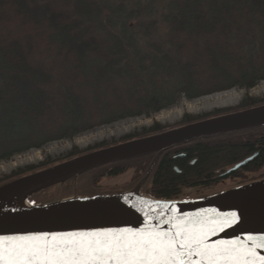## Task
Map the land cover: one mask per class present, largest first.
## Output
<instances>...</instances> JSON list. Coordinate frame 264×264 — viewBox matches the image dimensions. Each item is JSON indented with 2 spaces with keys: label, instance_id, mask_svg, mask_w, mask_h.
<instances>
[{
  "label": "trees",
  "instance_id": "1",
  "mask_svg": "<svg viewBox=\"0 0 264 264\" xmlns=\"http://www.w3.org/2000/svg\"><path fill=\"white\" fill-rule=\"evenodd\" d=\"M263 81L264 0H0V161L149 117L183 98L252 89ZM245 105L251 109L264 100L247 98ZM162 132L155 126L138 137ZM186 147L184 161L159 160L144 195L180 200L186 190L222 183L212 181L213 173L253 154L245 170H264V127ZM150 166L149 157L105 166L29 201L40 204L60 187L64 197L73 190L93 196L101 178L131 169L142 179ZM35 172L21 170L0 180V187Z\"/></svg>",
  "mask_w": 264,
  "mask_h": 264
},
{
  "label": "water",
  "instance_id": "2",
  "mask_svg": "<svg viewBox=\"0 0 264 264\" xmlns=\"http://www.w3.org/2000/svg\"><path fill=\"white\" fill-rule=\"evenodd\" d=\"M264 127V105L175 128L146 138L79 156L0 187V203L26 194L30 208L0 213V241L39 234H90L98 231L128 232L152 226L172 231L177 222L202 221L209 227L223 217L237 218L208 237V243L239 242L242 252L264 256V180L252 182L198 200L164 201L146 197L140 189L165 152L195 141ZM156 158L144 179L130 192L72 197L43 204L29 199L46 189L77 179L91 171L148 156ZM251 159L237 165L245 166ZM136 194V195H133ZM171 221L172 223H168ZM251 258V257H249ZM192 257V260H198Z\"/></svg>",
  "mask_w": 264,
  "mask_h": 264
},
{
  "label": "snow or ice",
  "instance_id": "3",
  "mask_svg": "<svg viewBox=\"0 0 264 264\" xmlns=\"http://www.w3.org/2000/svg\"><path fill=\"white\" fill-rule=\"evenodd\" d=\"M236 219L235 215L223 217L213 221L212 227L186 219L175 223L170 232L152 226L140 231L45 233L0 241V264H264V256L242 252L239 242L208 243L210 235Z\"/></svg>",
  "mask_w": 264,
  "mask_h": 264
},
{
  "label": "rangeland",
  "instance_id": "4",
  "mask_svg": "<svg viewBox=\"0 0 264 264\" xmlns=\"http://www.w3.org/2000/svg\"><path fill=\"white\" fill-rule=\"evenodd\" d=\"M246 98L264 100V81L260 82L256 87L252 89L234 88L228 91L217 92L207 96H202L193 100H187L183 98L175 106H172L157 114H153L149 117L143 116L127 118L109 125L97 127L95 129L83 132L70 139L49 142L39 150L31 149L26 152H23L22 154L15 155L8 160L0 161V180H8L12 178L14 174L19 173L21 170L25 171L29 168H34L36 169V172H39L44 170L43 168L39 169V167L41 168L45 164H50V167H52L64 163L68 160L77 158L79 156L90 154L113 146H118L120 144L127 143L130 141L138 140L141 138L138 136L148 133V131L155 128V126L163 128V131L172 130L175 127L179 126L181 121H183V119L187 116H192L196 118L206 117L208 115L217 113V111L219 110H225V108H228L230 106L236 107L237 103L242 102ZM220 102L225 103V105L218 107L214 106L216 103ZM190 108L194 109L195 111H189ZM161 117H164L165 121H161ZM217 117L220 116H213L204 120H209ZM132 136L137 137L131 139L129 138L127 141L123 140ZM71 155L75 156L71 157ZM69 157L71 158L69 159ZM28 175L31 174L20 176L17 179ZM256 176H250L245 180H229L225 183L217 184L209 189H202L199 191H186L181 197L180 201L203 199L205 197L219 194L227 190L234 189L236 187L250 184L252 182L264 180V170L258 172ZM17 179L15 178L14 180ZM139 180L140 178H136L135 172L131 169H128L124 174L120 176L101 178L97 183V189L93 191L95 194L103 193L105 195L126 193L133 191L137 187V185L142 181L141 180L137 184L136 182H138ZM62 188L63 187L56 188L51 191L50 195L53 196L42 201V203L40 204L49 203L56 200L69 199L72 197L84 198L99 196H90L88 194L79 195L77 194L78 192L76 190H73L74 192L72 195L64 197L65 194L62 195L61 192ZM140 192L141 194H143L142 191Z\"/></svg>",
  "mask_w": 264,
  "mask_h": 264
},
{
  "label": "flooded vegetation",
  "instance_id": "5",
  "mask_svg": "<svg viewBox=\"0 0 264 264\" xmlns=\"http://www.w3.org/2000/svg\"><path fill=\"white\" fill-rule=\"evenodd\" d=\"M247 99V98H246ZM246 99H244L242 102H239V103H237L236 104V107H228V108H225V110H222V111H228V110H234L233 112H231V113H228L227 115H229V114H235V113H238V112H242V111H245V110H248V109H246L245 107H246V105H245V101H246ZM217 112H220V110L219 111H217ZM202 121V120H201ZM193 123H196V122H188L187 121V117H185L184 119H183V121H181V123L179 124V126H177V127H175V128H179V127H183V126H187V125H189V124H193ZM174 128V129H175ZM236 134H238V133H235V134H230V135H236ZM134 137H137V136H132V137H128V138H126V139H123L124 141H127L129 138L131 139V138H134ZM193 143V142H192ZM188 144H186V145H183V146H179V147H177V148H174V149H171V150H169V151H167V152H165L162 156H160V158H159V160L160 159H162V157H170L171 158V160H174V161H178V160H180V161H184L185 159H187L188 158V151L190 150L188 147H186ZM149 157V159H151V166H152V164H153V162H154V160H155V158H156V155H154V156H148ZM257 157V154H253L252 156H250V157H248L247 159H245L244 161H242V162H240V163H237L236 165H234L233 167H230V168H226V169H222V170H218V171H216L215 173H213V178H211L212 179V181H217V180H219V179H225V180H223L222 181V183H225L226 181H229V180H245V179H247L248 177H250V176H256L257 175V171L256 172H253L252 173V171L251 170H245L246 169V167H247V165H249L250 163H252L254 160H255V158ZM249 159H251L250 160V162L249 163H247L245 166H243V167H241V168H239V169H236V170H234L235 169V167L237 166V165H239V164H241V163H243V162H245V161H247V160H249ZM159 160H158V162H159ZM158 162H157V164H158ZM156 164V165H157ZM194 164V162H191L190 163V165H193ZM155 165V166H156ZM150 166V167H151ZM150 167H149V169H150ZM155 168V167H154ZM149 169H148V171H149ZM176 171H178V172H180L181 173V171L179 170V168L178 167H175L174 168ZM154 170V169H153ZM148 171H147V173H148ZM153 172V171H152ZM146 173V174H147ZM152 174V173H151ZM151 174H150V176H151ZM150 176H149V178L146 180V182L150 179ZM257 177V176H256ZM143 179V178H142ZM142 179H140L138 182H137V184L142 180ZM145 182V183H146ZM145 183L143 184V186L141 187V189H140V191H142V189H144V187H145ZM202 189H204V187H201L200 189H190V190H202ZM190 190H186V191H190ZM185 191V192H186ZM184 192V193H185ZM108 194H110V193H108ZM94 195H105V194H101V193H99V194H94ZM93 195V196H94Z\"/></svg>",
  "mask_w": 264,
  "mask_h": 264
},
{
  "label": "bare ground",
  "instance_id": "6",
  "mask_svg": "<svg viewBox=\"0 0 264 264\" xmlns=\"http://www.w3.org/2000/svg\"><path fill=\"white\" fill-rule=\"evenodd\" d=\"M225 103H216L214 106H224ZM189 111L194 112L195 110L190 108ZM161 121H165L164 117L160 118ZM133 195H136L133 193ZM30 208L28 204L27 195L22 194L0 203V213H7L13 211H23Z\"/></svg>",
  "mask_w": 264,
  "mask_h": 264
}]
</instances>
